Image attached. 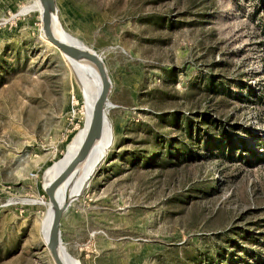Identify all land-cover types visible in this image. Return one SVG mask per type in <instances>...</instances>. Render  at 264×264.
Masks as SVG:
<instances>
[{
  "label": "rangeland",
  "instance_id": "obj_1",
  "mask_svg": "<svg viewBox=\"0 0 264 264\" xmlns=\"http://www.w3.org/2000/svg\"><path fill=\"white\" fill-rule=\"evenodd\" d=\"M38 5L0 0V264H55L41 183L85 128ZM55 6L105 63L113 136L62 246L80 264H264V0Z\"/></svg>",
  "mask_w": 264,
  "mask_h": 264
},
{
  "label": "water",
  "instance_id": "obj_2",
  "mask_svg": "<svg viewBox=\"0 0 264 264\" xmlns=\"http://www.w3.org/2000/svg\"><path fill=\"white\" fill-rule=\"evenodd\" d=\"M41 6L42 32L46 40L54 44L60 51L75 59H85L93 64L99 79L100 89L94 103L91 118L85 135L73 156L52 177L43 178L41 187L48 197V205L52 210L51 221L48 230L46 245L55 264H67L63 250L61 249L60 223L64 210L67 208L71 198L59 200L57 198V186L68 178H72L87 160L95 143L101 137L105 120V103L110 90V79L103 59L97 54L80 44L66 40L57 31V23L61 25L56 14L55 0H39ZM62 26V25H61Z\"/></svg>",
  "mask_w": 264,
  "mask_h": 264
},
{
  "label": "bare ground",
  "instance_id": "obj_3",
  "mask_svg": "<svg viewBox=\"0 0 264 264\" xmlns=\"http://www.w3.org/2000/svg\"><path fill=\"white\" fill-rule=\"evenodd\" d=\"M37 9L41 11L40 3L36 7V9L33 7L24 8V12H30L32 10H37ZM57 31L59 35L64 39L80 44L83 47L92 50L91 48L87 47L84 44V42L81 41L78 37L66 31L63 28V26L59 25L58 23H57ZM66 57L70 61L73 70L75 90L76 92H78L80 98L82 99L81 112L85 118V128L79 131L75 140L70 145L66 156L52 168L51 172L48 174L46 179L55 175L68 162V160L73 156V154L76 152L77 148L79 147L85 135L87 126L89 124L92 109L100 89L99 75L91 62L85 59H75L69 56ZM106 103H105V108H106ZM111 128H112L111 123L105 111V120H104L101 137L95 143L87 160L84 162V164L81 166L79 171H77V173L72 178H68L64 180L62 183H60L57 186L56 194H57V198L60 201L64 200L65 198L68 199L76 198L78 195L82 193L84 188L87 186L93 172L100 164V162L103 160V158L106 156L107 150L110 146V143L112 142L113 136H112ZM51 216H52V210L49 208L47 212V216H45L46 217L45 220L43 219L44 222L41 229L45 242L47 241V237H48V230L51 221ZM61 249L63 250L67 264H80V261L74 258L70 253H68L67 250L62 246V244H61Z\"/></svg>",
  "mask_w": 264,
  "mask_h": 264
},
{
  "label": "trees",
  "instance_id": "obj_4",
  "mask_svg": "<svg viewBox=\"0 0 264 264\" xmlns=\"http://www.w3.org/2000/svg\"><path fill=\"white\" fill-rule=\"evenodd\" d=\"M193 126L190 124V123H186V126H185V131L191 136V134L193 133Z\"/></svg>",
  "mask_w": 264,
  "mask_h": 264
}]
</instances>
